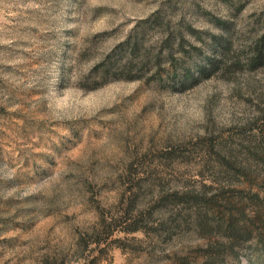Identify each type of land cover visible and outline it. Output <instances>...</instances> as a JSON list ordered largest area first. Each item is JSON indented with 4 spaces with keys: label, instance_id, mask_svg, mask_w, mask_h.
<instances>
[{
    "label": "rangeland",
    "instance_id": "1",
    "mask_svg": "<svg viewBox=\"0 0 264 264\" xmlns=\"http://www.w3.org/2000/svg\"><path fill=\"white\" fill-rule=\"evenodd\" d=\"M263 36L264 0H0V264H264Z\"/></svg>",
    "mask_w": 264,
    "mask_h": 264
},
{
    "label": "trees",
    "instance_id": "2",
    "mask_svg": "<svg viewBox=\"0 0 264 264\" xmlns=\"http://www.w3.org/2000/svg\"><path fill=\"white\" fill-rule=\"evenodd\" d=\"M143 41L139 37H133L126 41V47L124 50H121L117 53L110 54L105 60L98 63L91 73L92 77L98 80V83H104L110 79H136L140 78L141 74L138 73V70L141 69L144 65H146L149 61H153L149 55L147 50L143 49ZM253 56L251 58L252 61H260L264 60V36L261 39L257 40L253 43ZM227 46L224 44V49ZM161 56V55H160ZM160 56L156 55V77L162 76L161 72V64H160ZM213 65L214 62L211 61ZM208 66L203 65L198 68L199 75H207ZM170 73V72H169ZM171 76L173 74L170 73ZM182 76L188 80L193 79L194 74L190 72H185ZM185 80V81H186ZM264 216V214H263Z\"/></svg>",
    "mask_w": 264,
    "mask_h": 264
}]
</instances>
